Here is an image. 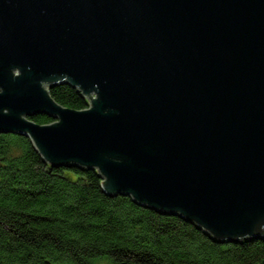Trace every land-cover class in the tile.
Returning a JSON list of instances; mask_svg holds the SVG:
<instances>
[{
	"label": "water",
	"instance_id": "obj_1",
	"mask_svg": "<svg viewBox=\"0 0 264 264\" xmlns=\"http://www.w3.org/2000/svg\"><path fill=\"white\" fill-rule=\"evenodd\" d=\"M0 132L219 241L264 238V0H0Z\"/></svg>",
	"mask_w": 264,
	"mask_h": 264
},
{
	"label": "trees",
	"instance_id": "obj_2",
	"mask_svg": "<svg viewBox=\"0 0 264 264\" xmlns=\"http://www.w3.org/2000/svg\"><path fill=\"white\" fill-rule=\"evenodd\" d=\"M50 94L89 107L68 83ZM103 180L95 168L52 165L27 135L0 132V264H264V238L219 241L179 214L107 194Z\"/></svg>",
	"mask_w": 264,
	"mask_h": 264
}]
</instances>
